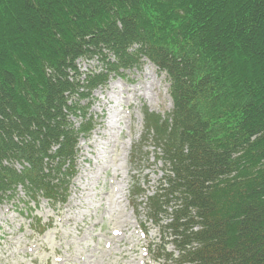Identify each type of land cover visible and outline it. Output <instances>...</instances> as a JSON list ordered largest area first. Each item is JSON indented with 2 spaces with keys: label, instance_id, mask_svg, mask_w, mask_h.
Returning <instances> with one entry per match:
<instances>
[{
  "label": "trees",
  "instance_id": "trees-1",
  "mask_svg": "<svg viewBox=\"0 0 264 264\" xmlns=\"http://www.w3.org/2000/svg\"><path fill=\"white\" fill-rule=\"evenodd\" d=\"M146 59L173 100L145 112L149 218L175 249L158 259L264 264V0H0V207L20 187L67 201L94 92Z\"/></svg>",
  "mask_w": 264,
  "mask_h": 264
},
{
  "label": "rangeland",
  "instance_id": "rangeland-1",
  "mask_svg": "<svg viewBox=\"0 0 264 264\" xmlns=\"http://www.w3.org/2000/svg\"><path fill=\"white\" fill-rule=\"evenodd\" d=\"M79 65L83 72L102 67L98 60ZM92 104L98 124L81 139L67 201L42 194L33 201L20 187L0 207V264H175L158 259L175 249L149 218L148 197L161 187L164 163L143 139L146 110L166 116L173 109L165 72L146 59L96 90ZM73 120L79 125L81 117Z\"/></svg>",
  "mask_w": 264,
  "mask_h": 264
}]
</instances>
